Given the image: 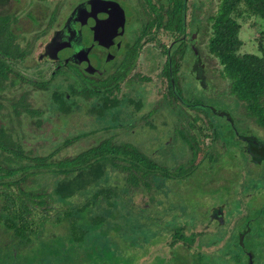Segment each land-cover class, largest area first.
<instances>
[{
  "label": "rangeland",
  "instance_id": "374dc122",
  "mask_svg": "<svg viewBox=\"0 0 264 264\" xmlns=\"http://www.w3.org/2000/svg\"><path fill=\"white\" fill-rule=\"evenodd\" d=\"M28 1L22 0L20 7L34 8L36 0H31L33 5H27ZM238 20L241 23L239 38L243 41L240 51L258 53L255 38L264 31V21L259 17ZM24 29H27L25 22ZM208 88L205 94H199L198 88H192L183 94V100L186 103L195 102L197 108H200L198 100H201L212 106L211 111L218 110L219 116L205 109L218 126L217 139L212 140L211 137H203L202 133L195 134L196 130H189L185 114L178 111L179 106L175 105L171 113L173 127L176 123L184 125L186 131L199 141L198 145L202 149L198 151L195 162L206 150L209 156H204L201 165L190 169L189 174L181 175L178 171L180 165V168L182 165L191 167V148L174 128L171 131L169 124H165L172 120L165 111L157 112L156 128L150 129L146 124L141 125L144 123L135 115L134 106L131 112L124 107H117L106 110L105 116L94 118L87 111L96 100L90 103V97L85 100L77 98L73 111L63 116L53 114L47 107L52 88L42 90L24 83L19 91H8L14 93V99L23 91L30 107L43 110L44 117L40 126L36 127L34 119L31 120L26 113L9 115L6 109H0V125L14 127L22 136L25 148L33 154L44 155L59 148V158L72 156L111 137L116 142L125 141L136 145L164 166L169 177L151 180L150 188L141 183L138 188H134L123 175L118 174L117 177L115 171L108 170V185L118 189L129 187L132 192L126 190L119 199L114 198L113 203L106 199L102 201L103 212H97L96 215L105 216V220L96 227L91 226L82 242L70 241L66 221L57 225L46 222L43 225L46 229L36 237L32 246L23 249L16 258L6 259L1 264H237V258L243 264H248L245 255L248 253L253 254L252 264H264V160L256 163L243 152L242 142L233 137L227 118L221 117L219 112L228 111L241 134L257 136L264 141V128L246 114L244 121L237 111L245 113L246 109L238 100L236 111L231 101L226 104V100L220 99L223 96L213 99L221 92L225 97L231 96L228 89L214 90L213 85ZM20 109L23 110L22 107ZM198 117L197 130L210 133ZM177 128L183 129L182 126ZM237 130L235 133H238ZM161 133L162 139L152 140V135L161 138ZM75 135L79 138L64 147L65 138ZM51 181L52 177L46 174L42 184L49 186ZM81 199H84V195L73 197L74 201ZM55 209L54 204L46 214L52 216ZM44 215L38 213L37 217ZM219 216L221 223L216 221ZM47 218V221H51L55 216ZM180 226H185V236L193 234L191 230L201 231L194 235L195 242L190 243L189 248L178 241L171 244L170 235ZM239 233H242L241 236ZM0 238L5 239L1 225ZM232 238L240 239L242 248L235 246ZM195 251H201L204 255L201 262L194 258Z\"/></svg>",
  "mask_w": 264,
  "mask_h": 264
},
{
  "label": "trees",
  "instance_id": "16d2710c",
  "mask_svg": "<svg viewBox=\"0 0 264 264\" xmlns=\"http://www.w3.org/2000/svg\"><path fill=\"white\" fill-rule=\"evenodd\" d=\"M18 3L19 0H0V109H6L9 115H20L19 113L24 112L31 120L34 119L36 127H39L44 117L42 116L43 110L30 107L26 101L27 95L23 91H20L17 99L13 98L14 93L8 92L11 89L19 91L21 86L27 82L22 67L15 60L16 57H21L24 52L22 50L25 49L22 46H27L23 43L31 39L34 29L38 27L36 16L38 14H33L32 11L19 12ZM245 17H259L264 21V0L221 1L217 14L213 17L211 30L207 32L206 64L204 73L201 71L200 74H202L201 79H204L206 89L212 85L217 86L218 84L212 81V78H217L222 84L218 86V89H228L231 95L225 97L221 92L213 96V99L223 96L220 99L226 100L225 103L231 101L235 110L239 106L237 102H241L246 112L236 111L244 121L246 114L264 128V31L259 32L255 38L258 53L240 51L243 41L239 38L241 23L238 19H245ZM24 22L27 23V29H24ZM31 79L30 77L29 83H33L35 87H43V89L48 88L50 83L31 81ZM110 91L111 89H108L109 93ZM108 94L96 93L84 83L80 86L70 84L69 87L59 91L52 90L47 107L53 114L64 116L73 111L76 104L75 99L85 100L92 96L96 101L90 106L91 108H88L87 113L92 114L94 118L102 117L105 116L106 110L110 111V108L124 105L126 101L118 96L107 97ZM187 104L190 108L189 114L194 116L192 111L198 109L195 102ZM21 107L23 110L20 109ZM207 110L218 115L215 111ZM208 114L207 112L205 114V124L210 133L198 131V128L193 127L191 123L190 130H196L195 134L199 132L203 137H211L214 140L217 139L218 126ZM227 115L230 132L235 139L244 143L243 136H246L264 145V141L257 136L241 134L236 128L234 118L229 112ZM8 118L9 116L7 120ZM199 128L201 130L200 126ZM235 130L238 133H235ZM188 136L190 141L187 139ZM21 137L14 127L6 124L0 125V225L5 233V239L0 238V264L6 259L16 258L23 249L32 246L36 237L46 229L43 226L46 222L57 225L63 220L66 221L70 241L82 242L91 226L96 227L105 220V216L96 215L97 212H103L101 202L106 199L113 203L112 200L119 199L126 190L132 192V188L129 187L118 189L108 185L110 178L108 170L115 171L117 177L118 174L123 175L128 184L134 188H138L139 183L150 188L151 180L169 177L168 172L164 171V166L130 142H116L111 137H107L72 156L59 158L57 156L59 148L44 155L33 154L31 150L25 148ZM183 137L191 148L189 157L191 167L185 168L182 165L183 167L180 168V165L178 169L180 175L189 174L190 169L201 165L205 159L204 156L209 157L206 150L198 162H195L198 151L202 149L198 145L199 141L190 132L183 134ZM78 138V135L65 138L63 146H69L73 140ZM57 144L58 142L55 145ZM242 148L244 153L249 151L252 154L254 162L264 160V151L261 148L251 145H248V151L245 147L242 146ZM158 172L162 174L158 175ZM46 174L52 177L49 186L42 184V179ZM83 195L84 199L73 200V197ZM54 204L56 209L52 216L55 218L47 221V216H52L47 215L46 212L50 211ZM38 213L45 215L38 218ZM184 228L185 226H180L172 231L170 235L172 245L178 241L185 243L189 248L190 243L195 242L194 235L201 232L191 230L190 233L193 234L185 236ZM241 234L239 233V236ZM233 243L242 248L240 239L239 241L238 238L233 239ZM245 255L248 257L249 264V260L253 259V254ZM193 256L196 261L201 262L204 255L201 251H195ZM236 263L243 264L240 258L236 259Z\"/></svg>",
  "mask_w": 264,
  "mask_h": 264
},
{
  "label": "flooded vegetation",
  "instance_id": "af4514ba",
  "mask_svg": "<svg viewBox=\"0 0 264 264\" xmlns=\"http://www.w3.org/2000/svg\"><path fill=\"white\" fill-rule=\"evenodd\" d=\"M53 1L36 0L30 9L20 7L22 0L18 3L19 12L38 14L37 29L23 43L27 46H22L21 57L15 58L27 84L34 85L29 83L31 77V81L50 82L51 91L82 83L96 93L108 94L111 89L107 97L124 98L125 104L117 107L131 112L134 106L141 125L150 129L156 128L157 112L170 114L172 120L165 124L183 139L189 132L184 125L173 127L175 105L185 114L189 130L190 123L198 127V115L205 124V109L212 106L198 100L200 108L191 116L183 94L192 88L205 94L200 72L205 70L207 32L222 0ZM27 5L33 2L29 0ZM212 81L218 84L215 88L221 84L217 78ZM90 98V103L95 100ZM164 107L167 109L162 110ZM227 113L224 110L221 117L227 118ZM181 126L183 129L177 128ZM151 137L163 138L162 133L161 138ZM187 139L190 141L189 136ZM244 141L242 146L248 151L250 143ZM247 155L253 161L249 151ZM216 221L221 223L220 216Z\"/></svg>",
  "mask_w": 264,
  "mask_h": 264
},
{
  "label": "water",
  "instance_id": "95a60500",
  "mask_svg": "<svg viewBox=\"0 0 264 264\" xmlns=\"http://www.w3.org/2000/svg\"><path fill=\"white\" fill-rule=\"evenodd\" d=\"M79 59H82V58H79ZM215 112L218 111V110H214ZM217 113V112H216ZM220 114L221 113H224V111H220L219 112ZM228 116V115H227ZM243 140H246L250 143L251 146H255L256 148H261L263 151H264V145H261L259 143H257V140L256 139H253V138H250V137H246V136H243ZM249 264H252V261L251 259L249 260Z\"/></svg>",
  "mask_w": 264,
  "mask_h": 264
}]
</instances>
